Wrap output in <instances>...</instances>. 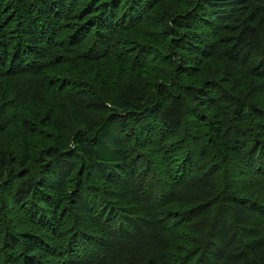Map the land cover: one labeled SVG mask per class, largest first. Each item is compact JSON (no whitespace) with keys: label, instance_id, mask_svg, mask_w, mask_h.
I'll list each match as a JSON object with an SVG mask.
<instances>
[{"label":"trees","instance_id":"16d2710c","mask_svg":"<svg viewBox=\"0 0 264 264\" xmlns=\"http://www.w3.org/2000/svg\"><path fill=\"white\" fill-rule=\"evenodd\" d=\"M0 264H264V0H0Z\"/></svg>","mask_w":264,"mask_h":264}]
</instances>
